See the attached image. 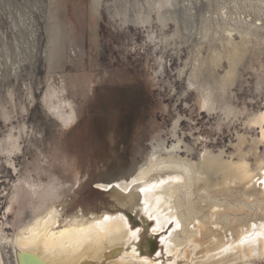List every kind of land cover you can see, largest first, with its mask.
<instances>
[{
	"label": "rangeland",
	"instance_id": "1",
	"mask_svg": "<svg viewBox=\"0 0 264 264\" xmlns=\"http://www.w3.org/2000/svg\"><path fill=\"white\" fill-rule=\"evenodd\" d=\"M237 4L234 0H0V141L11 132L15 136L22 132L21 151L11 157L0 153V231L10 238L18 222L31 216L30 203L37 197L26 191L8 209L15 185L27 175L40 180L42 189L53 179L63 182L65 191L75 186L72 209L111 211L110 194L97 185L113 182L111 173L140 161V147L149 153L157 138L171 143L174 129L195 147L194 159L207 149L225 150L227 157L239 135L258 136L260 130L248 128L246 119L264 108V69L259 64L245 71L233 87L232 103L240 113L229 122L201 108L187 75H181L183 64L194 54L197 29L222 13L219 6L232 19L259 18L255 23L264 26V1ZM142 14L150 17L149 23L141 20ZM175 21L182 28L179 37L174 36ZM188 22L192 26L186 31ZM49 84L64 89L66 100L74 102L73 124L63 126L48 109ZM259 155L264 157L263 144ZM10 158L17 171L8 164ZM130 220L134 230L143 228L139 217L131 215ZM152 223L141 236L146 243L151 238L154 258L162 233L152 234Z\"/></svg>",
	"mask_w": 264,
	"mask_h": 264
},
{
	"label": "bare ground",
	"instance_id": "2",
	"mask_svg": "<svg viewBox=\"0 0 264 264\" xmlns=\"http://www.w3.org/2000/svg\"><path fill=\"white\" fill-rule=\"evenodd\" d=\"M247 1L258 4L264 0ZM234 3L238 6V0ZM220 10L222 13L217 18L205 20L197 29L194 54L183 64L181 75H187L188 86L197 92L201 108L208 113H219L229 122L240 113L232 103L233 87L245 71L255 70L257 64L264 69V34L260 33L264 26L255 23L261 21L259 18L241 22L229 17V12H223L225 7L219 6ZM141 20L149 23L150 17L142 14ZM175 22L178 28L174 36L179 37L182 28ZM185 25L184 29L189 31L192 25L190 22ZM47 93L49 111L63 126L73 124L77 120V108L73 101L66 100V91H58L49 84ZM246 120L248 128L260 130L259 135L255 138L247 137L246 133L239 135L227 157L225 150L207 149L194 159L195 147L180 138L175 129L171 143L157 138L151 141L149 153L140 147V161H134L127 170L109 174L113 182L97 185L102 192L110 194L111 211L72 209L70 195L75 186L65 191V184H57L53 179L42 189L40 180L27 175L15 185L16 193L8 209H13L15 198L23 191L36 196L37 202L30 203L32 211L27 220L17 221L20 225L12 237L1 228L0 264L264 261V157L259 155V148L264 145V108ZM176 125L177 121L175 128ZM21 139V131L17 136L11 132L0 141V153L11 157L21 151ZM7 162L17 171L11 158ZM63 181L73 182L67 178ZM131 215L139 217L143 228L153 221L152 234L162 233L160 250L154 258L150 257L151 238L144 242L143 228L134 230ZM106 216L113 219L104 220Z\"/></svg>",
	"mask_w": 264,
	"mask_h": 264
},
{
	"label": "snow or ice",
	"instance_id": "3",
	"mask_svg": "<svg viewBox=\"0 0 264 264\" xmlns=\"http://www.w3.org/2000/svg\"><path fill=\"white\" fill-rule=\"evenodd\" d=\"M109 219H113V217H104V220H109Z\"/></svg>",
	"mask_w": 264,
	"mask_h": 264
}]
</instances>
